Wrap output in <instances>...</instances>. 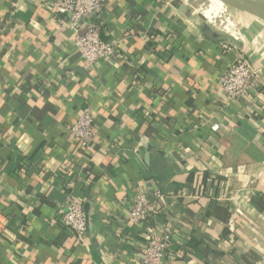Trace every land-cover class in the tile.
I'll list each match as a JSON object with an SVG mask.
<instances>
[{
    "label": "crops",
    "instance_id": "1",
    "mask_svg": "<svg viewBox=\"0 0 264 264\" xmlns=\"http://www.w3.org/2000/svg\"><path fill=\"white\" fill-rule=\"evenodd\" d=\"M59 1L0 0V264H139L129 208L155 191L175 239L161 264H264V89L230 108L219 85L264 45L215 40L189 0H105L99 35L118 56L88 66ZM86 107L87 148L71 130ZM68 199L83 243L57 222Z\"/></svg>",
    "mask_w": 264,
    "mask_h": 264
},
{
    "label": "built area",
    "instance_id": "2",
    "mask_svg": "<svg viewBox=\"0 0 264 264\" xmlns=\"http://www.w3.org/2000/svg\"><path fill=\"white\" fill-rule=\"evenodd\" d=\"M105 6V0H60L55 6L57 15L62 17V25L75 34V48L88 66L98 62L113 61L118 56L115 45L100 38L99 18ZM219 85L225 105L240 102H256L264 89V82L253 65L243 56L231 64L219 77ZM93 115L89 107L84 108L76 123L71 126L72 133L87 148L91 140ZM217 132V122L209 126ZM158 191L152 193L136 192L133 196L128 218L132 223L144 225L143 241L140 246L139 264H161L167 250L174 244L172 230L164 225L160 230L157 219L160 214ZM57 222L70 230L81 243L87 233V214L83 204L68 199L57 208ZM8 218L0 212V240L7 232Z\"/></svg>",
    "mask_w": 264,
    "mask_h": 264
},
{
    "label": "rangeland",
    "instance_id": "3",
    "mask_svg": "<svg viewBox=\"0 0 264 264\" xmlns=\"http://www.w3.org/2000/svg\"><path fill=\"white\" fill-rule=\"evenodd\" d=\"M188 4V7L192 9L193 12H197L201 16L203 15L202 10L208 6L209 0H189ZM242 14L243 13L233 8L227 7L226 10L224 8L222 13L216 15V19L214 18L211 23L217 28V30L223 32H226L223 28L224 26H226L229 22L233 23L234 28L242 35L243 39L248 40L256 46L264 45V31L257 27L250 26V21L253 17L250 15H244L243 17ZM244 58H246L253 65L264 82V60H258L257 58L253 59L249 56Z\"/></svg>",
    "mask_w": 264,
    "mask_h": 264
},
{
    "label": "water",
    "instance_id": "4",
    "mask_svg": "<svg viewBox=\"0 0 264 264\" xmlns=\"http://www.w3.org/2000/svg\"><path fill=\"white\" fill-rule=\"evenodd\" d=\"M224 6L233 8L244 15H250L253 20H256L264 25V1L261 0H219ZM210 32V31H209ZM215 40L233 42L237 46H242L243 39L235 38L227 32L219 31Z\"/></svg>",
    "mask_w": 264,
    "mask_h": 264
},
{
    "label": "bare ground",
    "instance_id": "5",
    "mask_svg": "<svg viewBox=\"0 0 264 264\" xmlns=\"http://www.w3.org/2000/svg\"><path fill=\"white\" fill-rule=\"evenodd\" d=\"M225 6L224 4L219 0H209V4L206 8L202 10V14L205 16V18L212 22L216 15H219L223 12ZM216 19V18H215ZM224 30L232 35L235 38H243L242 35L234 28L233 23H228L226 26L223 27Z\"/></svg>",
    "mask_w": 264,
    "mask_h": 264
}]
</instances>
